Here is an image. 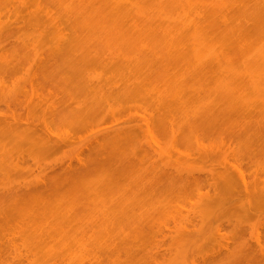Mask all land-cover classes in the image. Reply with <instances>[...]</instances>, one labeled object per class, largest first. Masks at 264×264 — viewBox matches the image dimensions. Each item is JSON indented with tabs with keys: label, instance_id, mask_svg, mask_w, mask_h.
I'll list each match as a JSON object with an SVG mask.
<instances>
[{
	"label": "rangeland",
	"instance_id": "374dc122",
	"mask_svg": "<svg viewBox=\"0 0 264 264\" xmlns=\"http://www.w3.org/2000/svg\"><path fill=\"white\" fill-rule=\"evenodd\" d=\"M77 2L0 0V264H264V106L233 113L229 129L211 128L208 138L202 137L209 156L194 144L189 149L174 144L179 149V153L174 149L175 158L212 176L221 171L220 159L226 157L224 162L244 175L246 187L225 190L207 176L200 182V194L194 187L174 188V196L153 190L152 183L141 180V154L136 147L130 149V140L128 145L120 138L123 127L143 117L140 103L124 96L122 84L110 77L115 72L105 71L103 63L86 64L83 76L71 77L76 69L70 58L75 54L73 59L79 62L72 45L80 42L73 33L76 29L74 34L80 31L82 36L83 29L68 11ZM53 32V42L60 35L66 41L71 38L73 50H67L69 45L61 49L66 42L59 43L60 49L53 47ZM7 124L19 127L20 135L29 134L18 136L11 127L6 132ZM211 147H221L224 156L216 149L212 153ZM192 191L204 194L195 199L198 207L201 198L202 205L210 206L205 211L212 213L204 212L210 218L204 215V220L209 231L219 229L222 247L203 235L207 228L198 231L201 235L187 230L199 239L192 237L194 241L186 244L174 233V251L171 233L159 239L151 235L152 223L172 204L174 214L177 207L183 211L197 207L190 198ZM194 216L188 218L197 225ZM177 220L174 224L180 225ZM185 222L182 226L190 225ZM57 224L67 230L66 236H79L71 241L78 243L68 255L52 253L50 244L22 238L64 235ZM177 226L175 230L182 227Z\"/></svg>",
	"mask_w": 264,
	"mask_h": 264
},
{
	"label": "bare ground",
	"instance_id": "6f19581e",
	"mask_svg": "<svg viewBox=\"0 0 264 264\" xmlns=\"http://www.w3.org/2000/svg\"><path fill=\"white\" fill-rule=\"evenodd\" d=\"M73 6L74 9L71 7L72 10L70 9L68 13L75 14L81 24L79 28L84 30L81 33L82 37L80 31L79 36L74 34L76 33L74 28V40L80 39L75 40L80 41V44L75 47L73 44L75 42L71 38L70 42L66 41L63 35L57 39H62L60 40L62 42L56 43L57 40L53 42L55 40L53 32V47L58 45L56 49L62 46L61 49H65L67 45L73 44V48L77 49L79 62L73 59L75 56L73 52L74 56L70 58L71 61L69 60L70 65L74 64L71 65L72 69H76L74 76L71 77L76 78L77 73V77L83 76L82 69L85 70L83 67L86 64L97 66L103 63L105 71L113 69L115 72V76L110 77L116 78L115 82L119 81L122 84L120 89L124 96L140 103L139 110L142 109L144 114L141 113L140 116L143 117L123 127V137H120V134L115 136L127 140L125 143L128 145L130 140V149L136 147L135 150L141 154V157L140 155L138 157L141 180L146 179L148 183H152L153 190L169 191L173 196L174 188L180 190L187 187L196 188V192L200 194L202 188L200 182L207 176L212 183L225 190L233 191L241 185L245 186L247 181L244 180V175L237 168H231L233 164L230 166L228 162H224L228 160L221 157L224 156L220 153L221 147H218L219 150L211 147L214 148L211 152L219 151L221 154L219 159L223 160L222 167L217 165L221 171L212 176L210 175L212 172L206 173L189 166L188 160L175 158L174 144L180 143L184 147L187 146L186 149L194 148L196 145L199 152L202 151L205 157L209 156L202 145L204 140L202 137L208 138L207 132H211V128L229 129L228 126L233 125L229 116L233 113L254 111L253 109L264 106V0H79L78 6L76 7V4ZM63 42L66 44L59 47V43ZM72 46L69 45L70 48L67 50ZM88 48H91L93 53ZM9 127L11 125H5L4 130L9 132ZM14 127L10 128L11 133L17 132L19 136L22 131L19 127L18 129ZM138 135L140 138H137ZM133 139L139 141L135 142ZM97 141H94L96 146ZM176 151L179 153V149ZM79 159L78 162L81 161ZM225 163L228 164L227 167ZM197 186H200V189ZM192 192H190L192 199L204 196L203 193L198 196V193ZM203 198L200 207L196 199L197 204L195 200L192 201L197 207L191 210L200 209H195L196 214L192 215L187 214V211L192 212L191 210L183 211L178 207L175 208L174 214V205L169 206L162 217L152 223L151 235L154 238L158 236L156 238L159 239L170 236L171 233V237L168 238H171L169 241L173 251L175 235L181 244L199 239L188 231L197 230L199 233V230L207 228L208 223L206 219L204 220V215L209 213L206 211L210 206L202 205ZM187 204L192 206L190 202ZM181 212H187L185 213L187 216ZM211 213L210 211L209 215ZM189 216L198 217L197 225L189 221ZM177 218L181 226L185 221L193 226L188 229L190 225H183L186 227L184 230L183 226L179 227L178 222L176 223L179 226L174 224ZM202 221L206 223L204 227H201ZM59 224L64 226L62 223ZM174 225L181 230H175ZM60 226L57 224L58 231L65 233L67 230ZM217 226L223 230L222 225ZM166 232L169 233L165 235ZM66 233L65 236L57 232L47 233V236L22 238L38 244H50L49 250L52 253L68 255L70 254L68 251H72V246L78 243L71 241L74 238L78 240L79 236L75 237L76 235L72 233L66 236ZM150 233L147 235L152 238ZM207 233L203 235L214 241L218 240V247L223 246L218 238L221 236L218 228L212 230L210 227V231L207 228ZM155 241H152L153 244ZM181 244L178 247H181Z\"/></svg>",
	"mask_w": 264,
	"mask_h": 264
}]
</instances>
